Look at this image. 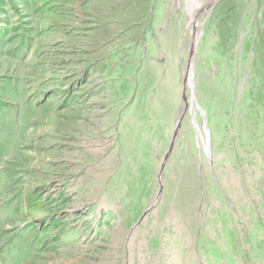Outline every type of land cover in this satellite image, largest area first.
Wrapping results in <instances>:
<instances>
[{"label":"rangeland","instance_id":"rangeland-1","mask_svg":"<svg viewBox=\"0 0 264 264\" xmlns=\"http://www.w3.org/2000/svg\"><path fill=\"white\" fill-rule=\"evenodd\" d=\"M188 5L0 0V264H264V0Z\"/></svg>","mask_w":264,"mask_h":264},{"label":"bare ground","instance_id":"bare-ground-1","mask_svg":"<svg viewBox=\"0 0 264 264\" xmlns=\"http://www.w3.org/2000/svg\"><path fill=\"white\" fill-rule=\"evenodd\" d=\"M203 1L204 0H188V4H189L188 5L189 6V14H190L189 25L194 22V27H195V25L197 24L196 17H195L196 16V12H197L196 9L199 8V5ZM200 38H201L200 30H195L194 31V35H193V43H192V46L190 48V58H189V61H188L187 64H183V62L181 64L182 74L185 75V85H186V88H185L186 89V92H185V94L183 96L184 102H188L190 100V98H193L195 100V97H196V89H195V85H196L195 81L196 80L194 81V77H193L194 76L193 56H195L194 55V53H196L195 52V49L199 45ZM194 64H195V62H194ZM170 68H171V71L169 72L170 75H172L179 82H181V80L183 79L182 76H180V74H179V72H180L181 69H180L179 64L177 63V60L175 58H174L173 61L171 60ZM188 91H190V95L188 94ZM186 108H187V104L186 105L184 104L182 106L181 117L187 112V109ZM178 120H180V116L178 117ZM176 122H177V119H176ZM194 122H195V125H196V129L199 132V129H198V126H197V123H196L195 119H194ZM178 126H179V123H178ZM178 130L179 129H176L175 132H174V135H173V138H174V136H176L175 137V140L179 136ZM207 140H208V143H206L205 149H206L208 155H212V144H211V140H210V138L209 139L207 138ZM175 142L176 141H174V143L171 142L173 144V148L175 146ZM199 145H200V143H199Z\"/></svg>","mask_w":264,"mask_h":264},{"label":"crops","instance_id":"crops-1","mask_svg":"<svg viewBox=\"0 0 264 264\" xmlns=\"http://www.w3.org/2000/svg\"><path fill=\"white\" fill-rule=\"evenodd\" d=\"M170 64H171V61L167 60V59H165L164 61H161V63L159 62V70L157 72L159 74H158V78L156 79V81L158 82L157 87H159V91L154 95V97H153L154 101L152 100L150 102V105H149V107L151 108V111H153V113H154L153 115L155 116V118H158V114H157L158 112L153 110V108L151 107V104H154V102H156V101L159 103L158 110H161L162 112L166 113L165 122H166V126H168V127L170 126L172 119L175 122V119L177 117L176 98L179 96V91L182 95L180 85H178V83H176L174 80H172V77L169 74V71H171ZM169 68H170V70H169ZM150 72H151V74L154 72L152 68H150ZM150 72L147 73L148 77L150 76V75H148V74H150ZM156 81L154 80V83ZM174 83H176V86L171 85ZM161 188H162V186H161ZM157 194H158V192H157Z\"/></svg>","mask_w":264,"mask_h":264},{"label":"water","instance_id":"water-1","mask_svg":"<svg viewBox=\"0 0 264 264\" xmlns=\"http://www.w3.org/2000/svg\"><path fill=\"white\" fill-rule=\"evenodd\" d=\"M201 33H202V32L200 31V34H201ZM178 123H180V120L177 121V125H176V128H175V129L178 128ZM208 131H209V130H208ZM208 134H209V136H210L209 138H211L210 131H209ZM175 137H176V136H174L172 143H174V141H176V140H175ZM172 143L170 144L169 150H168L167 154H166L165 157H164V160H163V162H162V166H161L160 171H159V183H160V188H159V190H158V194H157L155 200L149 205V207L145 210L144 213H147L148 211H150V210L153 208V206L157 203V201H158V199H159V197H160L161 186H162L163 167H164V163H165V161H166V159H167V156L169 155V153L171 152V149L173 148V144H172ZM209 156H211V155H209Z\"/></svg>","mask_w":264,"mask_h":264}]
</instances>
